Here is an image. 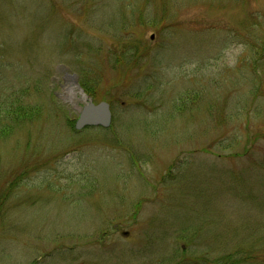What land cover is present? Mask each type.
Segmentation results:
<instances>
[{
	"label": "rangeland",
	"instance_id": "rangeland-1",
	"mask_svg": "<svg viewBox=\"0 0 264 264\" xmlns=\"http://www.w3.org/2000/svg\"><path fill=\"white\" fill-rule=\"evenodd\" d=\"M255 43L264 0H0V112L41 109L0 136V264H264Z\"/></svg>",
	"mask_w": 264,
	"mask_h": 264
},
{
	"label": "trees",
	"instance_id": "trees-1",
	"mask_svg": "<svg viewBox=\"0 0 264 264\" xmlns=\"http://www.w3.org/2000/svg\"><path fill=\"white\" fill-rule=\"evenodd\" d=\"M264 44V43H263ZM255 47H257V51L256 54L258 55V57L255 59L253 67L254 69L257 70H264V55L261 56V54L259 53V49H258V45L255 43ZM263 52H264V46H263ZM262 79L264 77V73H262ZM93 90V89H92ZM88 91H90V94H93V91L91 92V89H89ZM95 97V96H94ZM111 104V103H110ZM14 107L11 112L9 113V117L8 119L12 120H17L19 118L23 119V120H31L32 117L34 116V114H37L40 112V106H35V107H30V106H25L22 103H19V105L17 106H12ZM7 109L9 108H3L0 112V136L9 129V127L11 126V122L8 121L7 117L5 116V114H3V112L7 111ZM78 131V130H77ZM225 257H220L217 261L216 264H244L242 259H238L237 262L234 261L233 256L234 253L233 251H229V254L226 253ZM250 255H248L247 257H249ZM253 258V257H252ZM248 260V258H246V261Z\"/></svg>",
	"mask_w": 264,
	"mask_h": 264
},
{
	"label": "water",
	"instance_id": "water-1",
	"mask_svg": "<svg viewBox=\"0 0 264 264\" xmlns=\"http://www.w3.org/2000/svg\"><path fill=\"white\" fill-rule=\"evenodd\" d=\"M70 77L77 80L75 75H68L67 79ZM112 120V110L107 101L94 103V101L89 100L79 108V116L74 125L78 130L89 126H103L108 128L111 126Z\"/></svg>",
	"mask_w": 264,
	"mask_h": 264
},
{
	"label": "bare ground",
	"instance_id": "bare-ground-1",
	"mask_svg": "<svg viewBox=\"0 0 264 264\" xmlns=\"http://www.w3.org/2000/svg\"><path fill=\"white\" fill-rule=\"evenodd\" d=\"M83 92L84 91L80 88L78 82L70 77L67 81L65 92L63 94H65V96L72 99L73 101L86 100V95Z\"/></svg>",
	"mask_w": 264,
	"mask_h": 264
}]
</instances>
